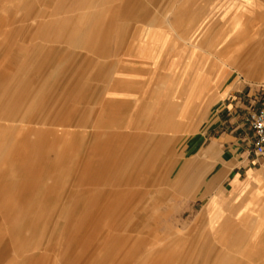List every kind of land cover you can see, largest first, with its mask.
Here are the masks:
<instances>
[{
	"label": "rangeland",
	"instance_id": "374dc122",
	"mask_svg": "<svg viewBox=\"0 0 264 264\" xmlns=\"http://www.w3.org/2000/svg\"><path fill=\"white\" fill-rule=\"evenodd\" d=\"M178 1L0 0V264H264V169L210 165L264 162L210 63L264 7Z\"/></svg>",
	"mask_w": 264,
	"mask_h": 264
},
{
	"label": "crops",
	"instance_id": "0c3cea01",
	"mask_svg": "<svg viewBox=\"0 0 264 264\" xmlns=\"http://www.w3.org/2000/svg\"><path fill=\"white\" fill-rule=\"evenodd\" d=\"M180 1L181 0H179L176 3V5L186 4V1L185 2H180ZM196 2L197 1L194 0L193 6L200 5V0H198L197 4ZM232 4L237 6L238 5L245 6L247 8H251V6L254 5L264 7V0H230L228 6ZM242 16L243 15H241V17ZM246 33L247 31L244 30L243 27L235 30V33H233V27H231L230 30H228L225 33L223 38L224 40L225 38L228 39L225 42V46L222 51V56H220L219 61L210 62L211 68L220 71L222 70L230 71V70H246L251 67H255V68L258 67L257 69H260V71L256 74L257 80L256 82H252L250 84L263 85L264 84V43L256 42L255 44H253L251 49L252 51L248 50L249 49L248 47L246 49H243L246 43V41L243 39L248 37ZM233 38L237 40L233 41ZM222 74H223L222 80L219 82L217 86L214 85V88L211 91L210 99L213 100V104L223 102L225 98H227V96L229 97L234 92L235 87L243 86L241 83L239 84L236 82L230 84H223L225 83V81L231 79L233 75L231 73L229 74L228 72ZM225 107H228V105H226L225 103L224 105L220 104L219 109L217 108L216 113L222 112ZM215 118L214 120H216ZM235 135L236 133L233 134V136H231V140L233 144L231 145L230 153H228L227 157L221 162L210 163V165L214 164L215 166L219 165V167H223L227 162H230L231 164L237 163L236 165L241 166L245 169L246 171L245 173L251 175H253V173L256 174L260 170L264 169V162L262 164L260 163L259 166H257L255 164H252L251 160L248 158L247 155L237 154V151L239 150V145L236 142V140H233L235 139ZM209 148H212V146H209Z\"/></svg>",
	"mask_w": 264,
	"mask_h": 264
},
{
	"label": "built area",
	"instance_id": "2783aa9c",
	"mask_svg": "<svg viewBox=\"0 0 264 264\" xmlns=\"http://www.w3.org/2000/svg\"><path fill=\"white\" fill-rule=\"evenodd\" d=\"M247 123L252 132L250 146L253 153L264 155V99L256 110L249 112Z\"/></svg>",
	"mask_w": 264,
	"mask_h": 264
}]
</instances>
